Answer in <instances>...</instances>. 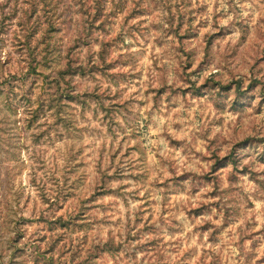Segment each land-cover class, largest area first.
<instances>
[{
    "label": "rangeland",
    "instance_id": "obj_1",
    "mask_svg": "<svg viewBox=\"0 0 264 264\" xmlns=\"http://www.w3.org/2000/svg\"><path fill=\"white\" fill-rule=\"evenodd\" d=\"M78 262L264 264V0H0V264Z\"/></svg>",
    "mask_w": 264,
    "mask_h": 264
},
{
    "label": "trees",
    "instance_id": "obj_2",
    "mask_svg": "<svg viewBox=\"0 0 264 264\" xmlns=\"http://www.w3.org/2000/svg\"><path fill=\"white\" fill-rule=\"evenodd\" d=\"M32 64H33V62H32ZM39 63H35V65H32V70L34 71V72H36L37 71V65H38ZM71 65H72V61H69V62H67V65L65 66V68L63 69V73H65V72H70V73H75V72H79L80 70H82V68L81 67H79V66H77V67H75V68H72L71 67ZM60 70H62V69H60ZM14 239V238H13ZM77 264H80V262H78Z\"/></svg>",
    "mask_w": 264,
    "mask_h": 264
}]
</instances>
